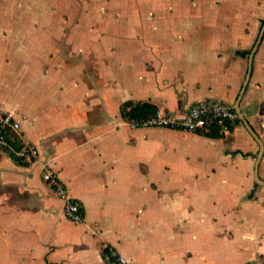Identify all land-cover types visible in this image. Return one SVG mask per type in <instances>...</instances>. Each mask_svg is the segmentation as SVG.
Here are the masks:
<instances>
[{
  "label": "crops",
  "instance_id": "obj_1",
  "mask_svg": "<svg viewBox=\"0 0 264 264\" xmlns=\"http://www.w3.org/2000/svg\"><path fill=\"white\" fill-rule=\"evenodd\" d=\"M203 100L231 133L122 122ZM0 108L40 152L0 148V264H264V0H0Z\"/></svg>",
  "mask_w": 264,
  "mask_h": 264
},
{
  "label": "built area",
  "instance_id": "obj_2",
  "mask_svg": "<svg viewBox=\"0 0 264 264\" xmlns=\"http://www.w3.org/2000/svg\"><path fill=\"white\" fill-rule=\"evenodd\" d=\"M131 107L123 110L122 122L131 128L160 127L182 130L195 134H209L217 129L220 134L231 133L239 122V114L230 106L210 100H203L179 116L171 111L156 110L149 116H132ZM0 148L11 158L25 165L39 162V148L25 138L21 132V123L15 116L0 108ZM43 179L49 183L63 202V213L67 220L75 223L84 221L80 202L74 198L57 172L46 166ZM107 264H134L133 261L113 248H106L103 253Z\"/></svg>",
  "mask_w": 264,
  "mask_h": 264
},
{
  "label": "trees",
  "instance_id": "obj_3",
  "mask_svg": "<svg viewBox=\"0 0 264 264\" xmlns=\"http://www.w3.org/2000/svg\"><path fill=\"white\" fill-rule=\"evenodd\" d=\"M152 106L149 104H143V105H136L131 109V115L132 116H138L140 114L149 116L153 114L155 111L152 110ZM216 132H214L212 135H215Z\"/></svg>",
  "mask_w": 264,
  "mask_h": 264
}]
</instances>
